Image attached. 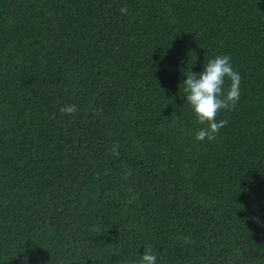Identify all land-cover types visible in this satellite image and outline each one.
I'll list each match as a JSON object with an SVG mask.
<instances>
[{"label":"trees","instance_id":"obj_1","mask_svg":"<svg viewBox=\"0 0 264 264\" xmlns=\"http://www.w3.org/2000/svg\"><path fill=\"white\" fill-rule=\"evenodd\" d=\"M220 55L240 100L197 142L184 73ZM148 245L264 264V0H0V264H139Z\"/></svg>","mask_w":264,"mask_h":264},{"label":"clouds","instance_id":"obj_2","mask_svg":"<svg viewBox=\"0 0 264 264\" xmlns=\"http://www.w3.org/2000/svg\"><path fill=\"white\" fill-rule=\"evenodd\" d=\"M119 11L122 15H127L129 9L124 6ZM184 75L187 77L182 83L186 102L192 108L197 123L203 125L196 133L195 139L197 142L215 141L220 131L228 124L227 120H218V115L234 110L240 100L241 76L233 69L231 57L228 55L208 60L200 74L191 70ZM229 81L230 85L225 91V85ZM77 110L75 104H68L60 108V113L72 116ZM111 151L114 155H119V144H114ZM139 264H157L152 245L144 248Z\"/></svg>","mask_w":264,"mask_h":264}]
</instances>
